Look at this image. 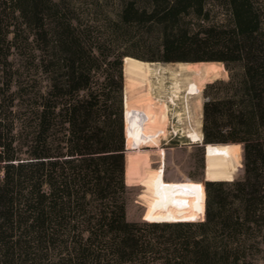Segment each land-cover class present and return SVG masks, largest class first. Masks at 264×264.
Masks as SVG:
<instances>
[{
  "label": "trees",
  "instance_id": "trees-1",
  "mask_svg": "<svg viewBox=\"0 0 264 264\" xmlns=\"http://www.w3.org/2000/svg\"><path fill=\"white\" fill-rule=\"evenodd\" d=\"M85 1L0 0V264H264V0H116L94 39ZM124 56L227 71L203 88L202 143L240 144L242 176L204 183L202 221L125 218Z\"/></svg>",
  "mask_w": 264,
  "mask_h": 264
},
{
  "label": "rangeland",
  "instance_id": "rangeland-1",
  "mask_svg": "<svg viewBox=\"0 0 264 264\" xmlns=\"http://www.w3.org/2000/svg\"><path fill=\"white\" fill-rule=\"evenodd\" d=\"M115 5L116 0H86L84 3L77 5L76 15L83 26L86 25L88 29L86 33L92 39L101 37L107 13L114 10ZM127 47L130 51L136 49L132 45H127ZM124 57L133 59L130 56ZM10 60L16 61L13 56ZM139 60L150 63L152 68L159 67L166 69L168 72L181 73L184 78L187 75L188 77L192 76L202 85L215 80L227 79V71L220 61H173L157 64L158 62L155 61ZM178 63H220L226 74L221 71L217 78L198 80L192 73L180 68ZM159 70L161 71V69ZM159 70L156 71L155 69V75L161 74ZM9 74H12V72L8 68L4 71L0 70V82H7ZM14 89L13 85L10 91H14ZM27 89H30V86ZM138 90L139 93L145 91L147 93V91L150 92V87H138ZM123 91L124 84L122 93ZM124 93L126 92L124 91ZM4 98L6 101H9L10 98L12 100V97L8 94H5ZM161 98L163 97L161 96ZM202 100V97L198 100L200 106L197 99L192 103L193 106H198L195 113H198L199 116L201 115ZM13 102L18 105L21 104L23 107H12L11 109L17 115L13 118V133L17 139L15 144L20 146L22 151H25L28 148L26 143L32 132V116L27 113L30 105H32V100L24 97L22 100L16 99ZM7 114L10 120L12 117L9 113ZM155 116H158V114ZM124 122L123 117V136H125ZM146 139H153L158 142L155 138V129L146 136ZM146 139L139 142L138 148L128 149L126 148L125 137H123V182L127 191L125 218L129 221L193 222L197 219L202 220L205 200L204 183L206 181L239 179L242 176L240 144L222 145L214 143V145H206L205 147L202 142L201 144L190 145L186 141H181L180 144L173 145L171 142L164 144L160 141L157 147L150 148ZM124 164H126L125 175ZM262 255L264 256V248Z\"/></svg>",
  "mask_w": 264,
  "mask_h": 264
},
{
  "label": "bare ground",
  "instance_id": "bare-ground-1",
  "mask_svg": "<svg viewBox=\"0 0 264 264\" xmlns=\"http://www.w3.org/2000/svg\"><path fill=\"white\" fill-rule=\"evenodd\" d=\"M178 65L186 72L192 73L198 80L214 79L219 77L221 71L225 73L220 63H178ZM150 69V63L132 58H124L123 60L124 91L126 92L124 93L123 115L125 121L124 137L128 149L138 148L139 142L146 139L152 130L155 129V132L163 130L167 120L163 104L155 103L149 91L139 93L138 87H150L147 80ZM158 106L160 107L156 108ZM156 114L158 116H155ZM146 141L150 148L158 146V142L153 139H146Z\"/></svg>",
  "mask_w": 264,
  "mask_h": 264
},
{
  "label": "built area",
  "instance_id": "built-area-1",
  "mask_svg": "<svg viewBox=\"0 0 264 264\" xmlns=\"http://www.w3.org/2000/svg\"><path fill=\"white\" fill-rule=\"evenodd\" d=\"M164 62H158L157 64ZM156 71L161 69V74L155 75ZM150 83V93L155 103L165 106L166 123L163 130H157L155 137L158 143L164 144L171 142L173 145L186 141L188 144L202 142L200 116L195 113L197 107L193 102L202 97V90L206 83L202 85L192 76L186 78L178 72H168L166 69L155 67L150 69L147 77ZM145 86H143L144 88ZM163 94V95H162ZM161 96L163 98H161ZM124 91L122 93V119L124 112ZM197 116V118H196ZM125 146V145H124ZM202 221L197 219L193 222ZM181 223L187 221H179ZM179 222H156V223H179Z\"/></svg>",
  "mask_w": 264,
  "mask_h": 264
},
{
  "label": "water",
  "instance_id": "water-1",
  "mask_svg": "<svg viewBox=\"0 0 264 264\" xmlns=\"http://www.w3.org/2000/svg\"><path fill=\"white\" fill-rule=\"evenodd\" d=\"M203 145H205V143H203ZM230 180H232V179H230ZM230 180H224V181H230Z\"/></svg>",
  "mask_w": 264,
  "mask_h": 264
}]
</instances>
